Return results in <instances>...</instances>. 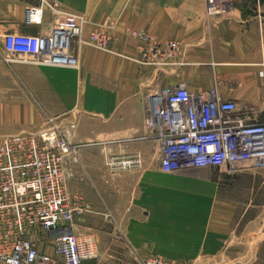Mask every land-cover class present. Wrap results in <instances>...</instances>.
Here are the masks:
<instances>
[{
	"label": "crops",
	"instance_id": "0c3cea01",
	"mask_svg": "<svg viewBox=\"0 0 264 264\" xmlns=\"http://www.w3.org/2000/svg\"><path fill=\"white\" fill-rule=\"evenodd\" d=\"M15 2L23 5L29 0H0V135L42 130L49 118L63 127L71 128L73 123L70 141L82 148L102 145L107 157L113 148L118 150L113 157L140 154L141 166L128 170L146 172L133 189L152 193L131 200L103 198L101 206L83 200L85 207L74 213L71 223L76 233L133 237L149 228L143 214L157 200L154 176L146 169L153 141L144 124L149 94L175 84L187 85L191 91L217 87L224 100L237 103L248 122L264 121V78L259 75L264 63V0H234L226 15L213 19L206 16V0H46L23 6L21 11H16ZM60 13L83 15L85 36L103 26L113 38L114 52L80 45L76 40L77 68L22 62V55L7 52L3 38L9 33L49 34L55 23L73 21L69 16L58 17ZM140 28L164 44L178 41L175 55L169 56L165 50L155 56L148 45L131 36L130 30ZM81 160L89 163L88 157ZM195 169L179 172L194 176L184 178L173 189L177 194L164 191L170 195L164 201L173 209L171 196L186 197L187 204L177 209L194 217L187 221L194 228L166 230L169 250H174L171 257L200 264L224 256L223 238L232 231L236 211L225 210L229 198L220 193L218 182L204 172H193ZM211 169L215 168L203 170ZM68 172L70 193L82 200L72 161ZM122 186L118 189L127 190ZM191 191L201 194L193 197ZM198 200L212 207L196 215ZM108 210L113 217L105 218L112 227L100 221ZM57 234L40 231L32 238L43 252L53 254ZM137 244L136 238H127L126 264H137V253L143 256ZM194 246H198L197 252ZM202 246L209 253L202 254ZM108 248L115 251L112 245Z\"/></svg>",
	"mask_w": 264,
	"mask_h": 264
},
{
	"label": "built area",
	"instance_id": "2783aa9c",
	"mask_svg": "<svg viewBox=\"0 0 264 264\" xmlns=\"http://www.w3.org/2000/svg\"><path fill=\"white\" fill-rule=\"evenodd\" d=\"M233 4L234 0H206V16H224ZM67 15L73 21L55 23L49 34L5 35V49L22 55V62L68 68L79 66L76 40L80 45L113 51V38L103 26L85 36L84 16ZM130 34L148 45L155 56L165 50L174 56L179 46L176 40L164 44L142 28L130 30ZM259 75L264 78V63ZM148 96L144 124L148 137L156 142L163 172L192 168L233 172L264 167V121L248 122L237 103L224 100L217 87L191 91L187 85L175 84ZM72 127L73 123L71 128L63 127L49 118L42 130L0 135V264H84L98 256L93 235L71 229L74 213L85 207L68 186V163L77 158L78 147L70 141ZM141 164L140 155L108 162L114 171ZM103 215L113 217L109 210ZM61 229L64 231L59 234ZM40 231L58 233L53 254L43 252L32 238ZM140 264L187 263L148 255Z\"/></svg>",
	"mask_w": 264,
	"mask_h": 264
},
{
	"label": "rangeland",
	"instance_id": "374dc122",
	"mask_svg": "<svg viewBox=\"0 0 264 264\" xmlns=\"http://www.w3.org/2000/svg\"><path fill=\"white\" fill-rule=\"evenodd\" d=\"M46 0H29L28 4L21 5L15 2L16 11H21L23 6H32L44 3ZM24 7V8H25ZM66 13H61L58 17L68 16ZM6 135V134H3ZM77 144L76 155L74 162V170L78 171L75 177V186L82 189L80 196L85 202L95 203L97 206L102 205V199L117 200L129 199L132 197L152 195L151 192H144L140 189H133L136 187V182L142 179L144 173L135 172L132 174L131 170L116 169L115 171L110 168L108 162L115 158L111 154L118 153L117 148H113L108 157L100 146H87L80 147L81 144ZM115 145V144H114ZM82 149L80 150L79 149ZM78 149L80 151H78ZM157 145L155 141H152V147L150 150V159L148 161L147 174L154 176L156 184V192L154 193L157 198L156 203L151 204L150 215L147 212L143 214V218H147L146 224H149V228H144L141 232H137L133 237L138 240L136 247L143 252V256L137 253V264H140L141 259L148 255L163 256L166 259H173L172 255L174 250H169V244L167 241L166 230L176 229H191L193 226H189L187 221L193 220L192 215L189 217L181 210L177 209L180 205H186V197H174L171 196L173 209H171L169 203H165V192L170 194V191L177 187L184 178L189 176L184 173H165L162 169H159V156L157 154ZM83 153L84 156H83ZM140 155L138 153L131 155ZM88 157V164L84 163L82 157ZM141 156V155H140ZM142 157V156H141ZM79 158V160H78ZM124 158V157H119ZM78 160V161H77ZM204 169V168H203ZM196 168L193 172H204L208 177L215 179L218 182L219 191L223 196L228 197V206L225 210L233 213L236 211L234 226H231L232 231L227 232L224 240V256L219 258H210V262H202L200 264H264V167H247L244 170H238L228 172L218 169L203 170ZM131 172V176L128 173ZM127 175V176H126ZM126 185L127 190L122 191L118 189L119 186ZM132 187V188H131ZM176 191V190H175ZM173 190V195L177 194ZM194 192L193 197L201 194L199 191ZM197 196V197H198ZM170 198V195H166ZM212 205H203L202 201L198 200V207L194 211L199 214H204L205 210L210 209ZM171 214L173 218H169L167 213ZM215 213H217L215 211ZM214 213V214H215ZM107 220H109L107 218ZM105 216L101 215L100 221L102 223L109 224ZM109 226L112 227L111 224ZM148 231H150L148 233ZM190 235V234H189ZM98 245V256L94 259L87 260L85 264H126L129 260L127 254H125L129 247L127 246V238H133L131 235L127 236L126 233L118 234H103L93 235ZM188 237V234H187ZM239 239V242H237ZM248 239V240H247ZM189 240V238H188ZM187 241V240H186ZM114 242V243H113ZM124 243V246L120 243ZM116 246V244H118ZM190 244L191 242L188 241ZM109 245L113 248L110 251ZM205 245V244H204ZM195 251H198V246L193 247ZM130 249L132 247L130 246ZM250 253H247V252ZM202 254L209 253V249L202 246ZM172 256V257H171ZM242 258L241 260L239 258ZM235 259V260H234ZM182 260V259H177ZM187 264L189 261L182 260ZM199 264V263H198Z\"/></svg>",
	"mask_w": 264,
	"mask_h": 264
},
{
	"label": "water",
	"instance_id": "95a60500",
	"mask_svg": "<svg viewBox=\"0 0 264 264\" xmlns=\"http://www.w3.org/2000/svg\"><path fill=\"white\" fill-rule=\"evenodd\" d=\"M63 231H64V230H62V229H61V230H59V232H58V233L60 234V233H62Z\"/></svg>",
	"mask_w": 264,
	"mask_h": 264
}]
</instances>
